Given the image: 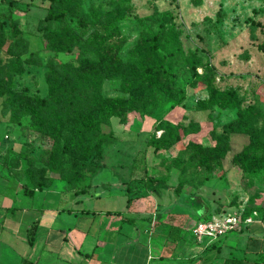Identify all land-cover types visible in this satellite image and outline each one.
Instances as JSON below:
<instances>
[{
	"label": "rangeland",
	"instance_id": "374dc122",
	"mask_svg": "<svg viewBox=\"0 0 264 264\" xmlns=\"http://www.w3.org/2000/svg\"><path fill=\"white\" fill-rule=\"evenodd\" d=\"M14 1L0 0V81L9 78L13 88L6 102L0 98V121L8 120L12 110L17 122L9 124L0 144V172L5 178L34 187L37 181L46 183L59 175L49 171L54 164L58 173L63 170L85 186L92 183L98 163L116 177L111 158H106L108 149L102 158L95 155L87 160L88 166L80 167L83 161L63 146L70 124L63 126L61 141L29 126L34 119L31 99L48 95L50 58L77 67L84 60L112 57V71H122L124 65L129 72L130 66L155 60L145 41L161 32L159 49L169 59L165 65L171 73L165 79L160 76L156 94L161 102L155 107L154 98H140L122 115L123 124L112 116L102 130L129 141L124 144L128 152H141L152 135L177 136L171 148L154 153L151 174L174 173L183 183L181 191L199 195L211 212L231 206L245 212L259 208L264 200V0H66L70 10L65 20L49 24L40 22L48 0ZM111 13L122 16L117 33L107 40L112 48L92 53L90 45L102 33L95 36L93 30ZM61 28L68 30L66 35L46 48V37ZM100 91L108 98L129 97L118 74L103 78ZM180 93L184 101L168 109L169 96ZM140 154L134 166H141ZM187 207L194 212L192 205ZM190 216L181 225L187 226L192 239L195 216Z\"/></svg>",
	"mask_w": 264,
	"mask_h": 264
},
{
	"label": "crops",
	"instance_id": "0c3cea01",
	"mask_svg": "<svg viewBox=\"0 0 264 264\" xmlns=\"http://www.w3.org/2000/svg\"><path fill=\"white\" fill-rule=\"evenodd\" d=\"M6 131L0 121V144ZM117 139L106 154L116 177L101 167L84 192L57 179L27 195L0 172V264H264V200L233 233L192 240L181 221L192 214L194 225L199 216L187 207L189 194L175 195L177 175L148 189L146 175L165 176L151 174L153 148L128 152L129 141Z\"/></svg>",
	"mask_w": 264,
	"mask_h": 264
},
{
	"label": "trees",
	"instance_id": "16d2710c",
	"mask_svg": "<svg viewBox=\"0 0 264 264\" xmlns=\"http://www.w3.org/2000/svg\"><path fill=\"white\" fill-rule=\"evenodd\" d=\"M48 1L47 11L40 22L49 24L64 21L70 10L67 1ZM15 2L14 0H8V3L11 4ZM121 2H124V0ZM118 4L119 3H115V6ZM121 18L122 16L117 13H111L108 17H104V19L98 21V27L93 30V33L96 36L97 32H102L97 35L101 37V39L99 41H93L90 45V51L92 53L110 52L112 43L107 42V40H109L114 33H117L116 23ZM45 27L47 31L51 33V29L48 26ZM52 32L53 35L46 37L44 43V46L48 49L54 44H58L59 38L65 36L68 30L61 28L59 31ZM160 38L161 32L146 37L145 42L147 49L151 54L156 55L155 60L148 64L139 62L137 65L130 66V73L125 69L126 66L124 67V65H122V71H112L114 65L111 62L115 61V58L112 57L103 62L96 60L90 62L89 60H84V63H81V65L77 67H73L70 63H56L54 58H50L46 65L48 68L46 71L48 95L47 97L31 99L34 103V119L29 123V126L39 131L47 130L51 133L55 141H61L63 126L70 124L72 128L68 133L67 145L64 143L63 146L69 148L78 160L83 161L80 167L88 166L89 163L87 160L95 155H99V157L102 158L106 150L118 140L112 130L108 132L102 130L103 124L110 125V118L112 116L119 117L121 124H123L124 119H121L122 115L134 109V105L140 101V98H154L153 104L155 107L161 102L160 96L156 94L158 91L157 87L160 86V76L162 75L161 79H165L169 76L171 77V73L167 71L165 65L169 59H167L159 49ZM68 49L69 47L66 48V50ZM261 49H264V42L261 45ZM122 63L126 64L125 61ZM115 74L122 76L124 90L129 94L128 98H108L102 95L100 91L101 80ZM172 84L175 85V83ZM148 89L150 90L148 91ZM12 91L13 88L9 78H2L0 81V98L3 102L7 101ZM184 99V93H180L177 98L170 95V105L168 109H172L181 104ZM12 114L11 110L9 119H5L7 129H9V124L16 122V119L12 118ZM149 114L152 115V111H150ZM53 122L56 124L55 126ZM177 138V136L172 138L170 135L166 136L164 134L158 137L152 135L145 139V147H152L153 152L156 153L162 148H171ZM72 165H74V163ZM101 167L102 163L95 165V171L92 174L93 178ZM71 168L72 167H69L67 172L70 171ZM186 170L187 168H184L183 171ZM49 171L54 174L57 172L59 175L56 174V177L50 176L46 183L37 181L34 187L22 186L21 191L27 195H32L35 189L41 190L48 187L57 179L63 181L69 190L77 192H84L91 186V182H88L84 186L78 178L74 180V177L72 178L70 175L63 174V170L58 173L57 167L54 164L49 167ZM146 176L147 179L145 184L148 189L155 191L160 187L166 188L163 182H165L167 175L162 179L152 175ZM182 186L183 183L180 178H178L177 185L173 190L176 196L181 191ZM198 196L199 195L188 196L185 202L195 208L199 218H207L211 214L218 213L223 209L217 208L213 210V212H207L206 204L198 200ZM257 209H261V207ZM254 210L256 209L250 207L249 211L243 212V216H248ZM107 213L110 214L112 212L107 211ZM115 213L118 214L119 211H115Z\"/></svg>",
	"mask_w": 264,
	"mask_h": 264
},
{
	"label": "built area",
	"instance_id": "2783aa9c",
	"mask_svg": "<svg viewBox=\"0 0 264 264\" xmlns=\"http://www.w3.org/2000/svg\"><path fill=\"white\" fill-rule=\"evenodd\" d=\"M234 206L222 209L207 218L199 219L190 230L191 236L197 242L207 239H217L238 230L243 224L250 222V217L243 216V209Z\"/></svg>",
	"mask_w": 264,
	"mask_h": 264
}]
</instances>
